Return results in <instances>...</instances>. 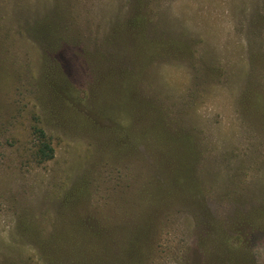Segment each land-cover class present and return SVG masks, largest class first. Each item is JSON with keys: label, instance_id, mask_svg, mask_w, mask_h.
<instances>
[{"label": "rangeland", "instance_id": "obj_1", "mask_svg": "<svg viewBox=\"0 0 264 264\" xmlns=\"http://www.w3.org/2000/svg\"><path fill=\"white\" fill-rule=\"evenodd\" d=\"M122 263L264 264V0H0V264Z\"/></svg>", "mask_w": 264, "mask_h": 264}, {"label": "trees", "instance_id": "obj_2", "mask_svg": "<svg viewBox=\"0 0 264 264\" xmlns=\"http://www.w3.org/2000/svg\"><path fill=\"white\" fill-rule=\"evenodd\" d=\"M47 18H49L48 16L45 18V19H47ZM45 19L43 20V23L42 24H47V23H45ZM142 20H141V18L140 17H138L137 18V22H141ZM33 133H34V135H35V138H36V140H37V144H36V149H35V152H34V156H35V158L37 159V161L39 162V163H41V162H45V161H47V160H50V159H52L53 158V156H54V148H53V146H52V144H51V142H50V140H49V137L46 135V133H45V131H44V129H42L41 127H38V126H34L33 127ZM168 143L169 144H171V143H173V141L172 140H169L168 141ZM191 159H192V161H191V164L193 165V166H195L194 165V163H195V161H197V157H198V155L196 154V152H194L193 150H192V152H191ZM161 161H169V162H172L173 161V158L172 157H168L167 156V154L165 153V152H162L161 153ZM159 163L158 165H157V169H160V164H161V166H162V164H163V168H167V167H169L170 165H166V163ZM165 166V167H164ZM172 167H174V165H172L171 166V168ZM161 170V169H160ZM170 170H173V168L172 169H170ZM163 170H161V172H162ZM165 171H168L167 169L165 170ZM170 173V172H169ZM167 175V174H166ZM163 176H164V174H163ZM154 178H155V176H154ZM153 178V179H154ZM158 189H159V187H158ZM162 190H165V191H167V193H168V191H170V192H174L173 190H175L174 189V187L172 188V189H166V188H162ZM143 191V192H142ZM142 192V193H141ZM158 194L157 195H159V196H162V197H156V199L158 198V199H165V196H166V192H164L163 191V193H162V195H160V191L158 192V191H156ZM177 192V191H176ZM141 193V194H140ZM140 193H139V195H138V198H140L141 199V203L143 204L145 201L147 202H150V198H149V196L152 194V192H150V191H147V189L146 188H144V186H143V189L140 191ZM149 194V196H148V194ZM168 198V197H167ZM170 199L171 198H168L167 200L170 202ZM172 201H175V203L176 204H178V203H180V202H182V201H184L183 203H187V202H191V204L192 203H195L193 200H189V199H181V198H179V199H176V200H174V199H171ZM165 201H166V199H165ZM142 208H144V206H142ZM146 208H149L147 205H146ZM123 264V263H122Z\"/></svg>", "mask_w": 264, "mask_h": 264}]
</instances>
